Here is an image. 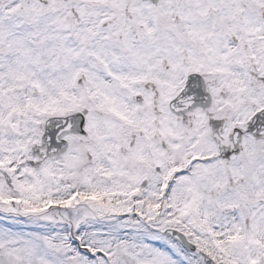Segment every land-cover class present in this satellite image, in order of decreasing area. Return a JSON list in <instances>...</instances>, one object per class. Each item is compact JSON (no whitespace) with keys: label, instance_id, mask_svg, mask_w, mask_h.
Returning a JSON list of instances; mask_svg holds the SVG:
<instances>
[{"label":"snow or ice","instance_id":"snow-or-ice-1","mask_svg":"<svg viewBox=\"0 0 264 264\" xmlns=\"http://www.w3.org/2000/svg\"><path fill=\"white\" fill-rule=\"evenodd\" d=\"M0 264H264V0H0Z\"/></svg>","mask_w":264,"mask_h":264}]
</instances>
